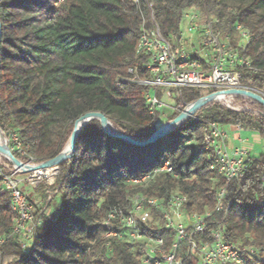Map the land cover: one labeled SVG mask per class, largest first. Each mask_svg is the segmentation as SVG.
Instances as JSON below:
<instances>
[{
    "label": "trees",
    "instance_id": "1",
    "mask_svg": "<svg viewBox=\"0 0 264 264\" xmlns=\"http://www.w3.org/2000/svg\"><path fill=\"white\" fill-rule=\"evenodd\" d=\"M228 1L0 0V132L7 139L16 135L24 156L13 152L14 157L37 164L53 160L75 123L88 113L105 116L119 135L147 140L162 116L153 124L145 106L149 88L132 82L134 77L148 78L145 57L135 54L136 43L141 30L153 23L165 37L177 33L182 13L189 8L217 18L224 33L236 23L249 31L242 56L251 70H240L241 84L264 95V14L253 9L261 0L235 10ZM129 69H136V76ZM200 97L183 91L177 101L191 103ZM241 99L254 110L238 112L210 102L194 113L197 119H186L145 146L111 136L99 120L89 121L72 155L58 165L52 187L60 198V211L54 220L41 215L42 224L26 254L19 236L12 234L14 215L0 179V239L9 237L0 246V264H139L145 243L128 241L118 220L104 226L109 211L126 207L138 193L158 199L180 193L187 197V211L212 210L224 181L210 169L202 141L204 123L239 126L256 132L264 143V107ZM177 116L167 115L166 122ZM164 161L173 174H161L141 190L127 183ZM248 164L244 180L228 185L223 208L205 234L224 225L226 241L255 249L251 256L241 252L245 264H264V155L250 157ZM111 232L121 238H107ZM145 233L170 241L168 233L155 227Z\"/></svg>",
    "mask_w": 264,
    "mask_h": 264
},
{
    "label": "built area",
    "instance_id": "2",
    "mask_svg": "<svg viewBox=\"0 0 264 264\" xmlns=\"http://www.w3.org/2000/svg\"><path fill=\"white\" fill-rule=\"evenodd\" d=\"M218 25L217 18L189 8L182 13L177 33L171 32L165 37L154 23L151 28L141 30L135 54L145 57L144 68L148 78L138 80L134 77L132 82L149 88L145 95V106L153 124L158 116L163 117L162 112L179 115L189 109L193 102L177 101L183 91L196 92L201 96L199 99L229 90H244L264 96L241 84L240 70H251L250 61L242 56L250 41L249 31L236 23L230 33H224ZM128 73L136 76V69H129ZM232 97L239 96H219L212 102ZM189 118L197 119L194 114ZM202 141L211 159L210 169L216 170L224 181V185L216 192L212 210L202 213L187 211V197L180 193L170 194L163 199L138 193L130 197L126 207L109 211L104 226L118 220L128 241L145 243L139 264H245L241 252L248 256L255 253L253 247L241 248L226 241L224 225H216L210 233L205 234L213 224V216L223 208L228 185L232 181L241 183L244 180L248 171L249 152L243 148L229 149L227 134L219 124L213 122L204 123ZM6 142L11 147L12 155L16 152L20 157L24 156L16 135H11ZM15 159L23 166L10 164L8 168L0 164V179L14 215L12 234L19 236L20 249L26 254L35 230L42 224L41 215L47 212L49 200L40 206L30 203L20 189L21 183L26 182L31 187L41 180L53 183L59 168L30 171L29 167L40 163H34L33 159L28 162ZM161 174H173L168 161L142 178L128 180L127 183L140 190L145 189ZM151 227L168 233L170 241L165 243L162 237L147 236L145 230ZM111 236L121 238L115 232L106 235L107 238ZM8 240L9 237L0 239V246Z\"/></svg>",
    "mask_w": 264,
    "mask_h": 264
},
{
    "label": "water",
    "instance_id": "3",
    "mask_svg": "<svg viewBox=\"0 0 264 264\" xmlns=\"http://www.w3.org/2000/svg\"><path fill=\"white\" fill-rule=\"evenodd\" d=\"M219 96H239V97H242L244 99L250 100L252 102L258 103L264 107V98L262 96L251 93V92H247L244 90H229V91H224V92H218L215 94H210L203 99H199V100H196L195 102H193L190 105L189 109L187 111H185V113L179 114L172 122L162 124V125H159V123H158L156 131L147 140L141 141V142H137V141L131 140L125 136L117 134L115 131H113L111 129V126H110L107 118L105 116H103L102 114L88 113V114H85L84 116H82L81 118H79L78 121L75 123L73 132H72L68 142L66 143L62 152L56 158H54L53 160H50L48 162L40 163L39 165H37L35 167H29V170L33 171V170H37V169H51V168H55V167L59 168L58 165L63 160L69 158L72 155L73 148L75 145V141H76V138H77L80 130L82 129V127L85 124H87L91 120H94V119L99 120L104 132L110 134L113 137L122 139V140L126 141L127 143H130L133 145L145 146L147 144H151V143L155 142L157 139H159V138L163 137L164 135H166L167 133H169L180 122L185 121L188 118V116L193 115L198 109L203 107L205 104L212 102L213 100H215V98H217ZM0 138L5 141V150L3 151L0 149V156L3 159H5L6 161H8L13 166L22 167L23 165L17 159H15V157L12 155V153L8 149L6 140L3 138V135L1 134V132H0Z\"/></svg>",
    "mask_w": 264,
    "mask_h": 264
},
{
    "label": "rangeland",
    "instance_id": "4",
    "mask_svg": "<svg viewBox=\"0 0 264 264\" xmlns=\"http://www.w3.org/2000/svg\"><path fill=\"white\" fill-rule=\"evenodd\" d=\"M254 1H256V0H231V1H228L227 3H228V6H230L231 10H235L239 6H242V5L246 6L248 4L253 3ZM253 9L258 14H264V0H261L259 5L257 7H254ZM214 103L221 106V107L230 108V109H233V110L238 111V112L254 110L253 107L247 103V101H245L239 97L229 98L227 100V104L220 103V102L219 103L214 102ZM162 114H163V117H161L159 119L160 120L159 125L167 123L165 118L169 113L165 111V112H162ZM169 116L172 117V114H169ZM244 136L249 140L248 150H249L250 154L252 155V157L256 158L260 155H264V143H263V140L260 139L257 134H246ZM3 138L6 141L8 140L4 136H3ZM6 143H7L8 149L10 150V148H11L10 145L8 144V142H6ZM0 164L2 166H4L3 158L1 156H0ZM55 178H54V181H55ZM52 184L53 183L49 184V183L41 180V181H39V183L37 185H35V187H31L26 182H22L21 186H20L21 191L27 197H29L31 200H33V202L35 204H38L39 206L44 205L47 202V200L50 201L54 197L50 204L48 202L49 206L47 207V212H46V216H48V218L50 220H54L57 217V215L60 211V207H61L60 198L58 196H56L55 193L53 192L55 188L52 187ZM42 190L44 192L41 193L40 191H42ZM30 246L31 245H29V248H30Z\"/></svg>",
    "mask_w": 264,
    "mask_h": 264
},
{
    "label": "crops",
    "instance_id": "5",
    "mask_svg": "<svg viewBox=\"0 0 264 264\" xmlns=\"http://www.w3.org/2000/svg\"><path fill=\"white\" fill-rule=\"evenodd\" d=\"M221 128L223 129V131L228 136L229 149L233 150L236 148H243L249 152V150H248L249 140L244 135H246V134H257L256 132L250 131L247 129H241L238 126H229L228 125V126H221ZM258 137H259V135H258ZM249 156L252 157L250 152H249ZM252 158H254V157H252Z\"/></svg>",
    "mask_w": 264,
    "mask_h": 264
},
{
    "label": "bare ground",
    "instance_id": "6",
    "mask_svg": "<svg viewBox=\"0 0 264 264\" xmlns=\"http://www.w3.org/2000/svg\"><path fill=\"white\" fill-rule=\"evenodd\" d=\"M218 102L227 104V100L225 98H219ZM0 149L5 150V141L0 138Z\"/></svg>",
    "mask_w": 264,
    "mask_h": 264
}]
</instances>
